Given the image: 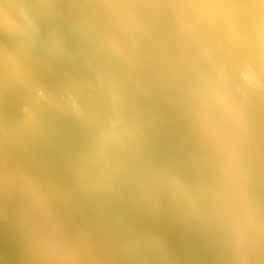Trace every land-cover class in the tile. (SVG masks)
I'll return each instance as SVG.
<instances>
[{
	"label": "bare ground",
	"instance_id": "6f19581e",
	"mask_svg": "<svg viewBox=\"0 0 264 264\" xmlns=\"http://www.w3.org/2000/svg\"><path fill=\"white\" fill-rule=\"evenodd\" d=\"M0 27L15 38L0 46V219L14 264H264V0H0ZM48 29L53 47L38 50ZM67 50L81 71L58 87L26 59ZM9 85L20 110L5 114ZM49 111L77 139L63 181L24 159L59 132ZM162 128L174 164L148 145ZM81 194L99 198L90 230Z\"/></svg>",
	"mask_w": 264,
	"mask_h": 264
},
{
	"label": "water",
	"instance_id": "95a60500",
	"mask_svg": "<svg viewBox=\"0 0 264 264\" xmlns=\"http://www.w3.org/2000/svg\"><path fill=\"white\" fill-rule=\"evenodd\" d=\"M51 30L48 29V32L46 34H44L43 36H36L35 37V41L34 43L36 44L37 49L39 50V48H42V45H46L50 43V47H53L52 44V38H51ZM39 37V38H38ZM15 38L9 34L8 31H6L5 29H2L0 27V46H10V45H14L15 43ZM54 42V41H53ZM147 46H150L146 43H144L141 47V50H137L136 53H138L139 57L144 56V54L147 53ZM53 52V49H51ZM67 52L69 53V51L67 50ZM74 54H70L69 55H65L63 56L60 53H53L51 60H45L40 62L38 59H36L37 57H32V56H27L28 58H26L29 61V64H31L33 66V68L36 70L38 75H44V81H48L49 84H53L55 85V87H58L59 85L64 84V79L71 77L74 78L75 73L80 72L81 68L79 69L78 64L76 63V56H73ZM33 56H38L37 54H34ZM89 69V68H88ZM123 69H124V74L123 76H121L123 82H125V76H126V65H123ZM138 70V74L139 77L143 78V82L141 83V88H145L146 87V81H148V77L146 72L148 71H152L151 67H147V68H139ZM64 72H69V74ZM90 76H93L92 74ZM130 84H126V87L128 86V88ZM125 87V89H126ZM60 89V87L58 88ZM18 87L17 86H7L6 89L4 90V96H2L3 99V107H4V113L6 114V110L11 109L13 110L15 108L16 105H14L15 103L12 102V94H15L18 91ZM152 105L161 108L162 110H165L163 108V104L161 102V100L159 101V99H154V101L152 102ZM165 105V104H164ZM166 107V106H165ZM18 110H20V103L17 104L16 106V111L18 112ZM48 115H50L52 118H55L58 122V124H56L58 127V130L60 132V134H63V137L61 139L58 140L57 138V133L59 132H52L51 136L49 138H47L45 141H42L41 147L42 145H47L45 148H42V151L39 155H35V156H31V155H27L24 157V159H26L27 161L31 162L32 161V166L33 167H37L39 171H42V173H46L48 175H53L54 180L55 181H63L64 180V173H62L61 169L63 167H65L66 161L69 160L71 153H74V151L76 150L75 146H76V137L74 136L73 131L71 130L72 128L69 125V127L67 128L66 123H68L64 116L66 114L64 113H60L57 111H49ZM156 119V118H155ZM155 122H157L156 120H153ZM152 125L150 126H155L153 128H157V126L151 122ZM163 127V126H161ZM160 127V128H161ZM72 135V139H70ZM75 140V141H74ZM74 142V144H73ZM73 144V145H72ZM148 144V143H146ZM150 146V148H152V151L154 152V154L159 157V158H164L166 160H170L171 159V163L174 164L173 162V156L176 153V145L173 144V142L169 139V134L162 128L161 131H157V133H153L151 135V139H150V143L148 144ZM72 146V147H71ZM37 147V146H36ZM38 148V147H37ZM31 151H34L33 149H31ZM82 153V152H80ZM79 153V154H80ZM260 160L264 161V154L261 153L259 156ZM170 158V159H168ZM171 164V165H172ZM59 180H56L58 179ZM159 181V180H158ZM162 181V180H160ZM159 181V182H160ZM158 182L153 181V187L157 186L158 184H155ZM79 193V191H78ZM77 209H76V218H79L80 223L83 225L84 228H87L88 230H90V225L93 224L94 219H92V217H90V207L92 205H94V207H96V205L98 204V199L96 197H91L89 196H85V195H78L77 198ZM18 197H12V202H18ZM100 208V207H99ZM98 209V208H97ZM143 216L144 219H147V217H149L151 215V213H149V211L145 208H143ZM94 210V208H93ZM91 214H94V212L91 210ZM4 224V225H3ZM90 228H89V227ZM6 227H8V225L6 223H4L3 220L0 219V264H14V261L17 257H15L13 255L14 251H16V245H14L13 241H12V235L9 231V229H6ZM84 231H86L85 233H87V230L84 229ZM88 235H92L93 233H87ZM93 238H96L97 240L99 238L103 239L101 236H99L98 234H93L92 235ZM16 240V238H15ZM12 252V253H11ZM139 258L135 259V257L132 255L131 257V262H128V260L126 259V261L124 259H122L121 257L116 258L115 260L120 263V264H136ZM19 264V263H18Z\"/></svg>",
	"mask_w": 264,
	"mask_h": 264
}]
</instances>
